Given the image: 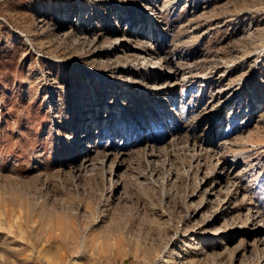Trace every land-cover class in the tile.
Returning a JSON list of instances; mask_svg holds the SVG:
<instances>
[{"label":"rangeland","instance_id":"rangeland-1","mask_svg":"<svg viewBox=\"0 0 264 264\" xmlns=\"http://www.w3.org/2000/svg\"><path fill=\"white\" fill-rule=\"evenodd\" d=\"M123 10L161 21L164 52L147 69L167 74L153 85L174 82L186 119L176 133L134 121L145 108L128 102L74 170L89 99L77 68L114 66L92 52ZM82 16L97 28L79 31ZM234 91L238 113L220 112ZM262 228L264 0H0V264H264Z\"/></svg>","mask_w":264,"mask_h":264},{"label":"bare ground","instance_id":"bare-ground-1","mask_svg":"<svg viewBox=\"0 0 264 264\" xmlns=\"http://www.w3.org/2000/svg\"><path fill=\"white\" fill-rule=\"evenodd\" d=\"M136 17L139 21H137ZM151 17L152 20H149L148 13L145 11H142L138 15H135L133 11L129 12L123 10L122 12H119L120 21L114 25V30L111 27L108 28L109 33H114L115 31L113 41H111V43L102 44L100 48L98 47L92 52V56L99 57L103 61L109 58V61L114 66L109 70L103 69L102 71H91L83 67L77 68V71L83 80L82 85L84 92L89 96V99L87 98L84 101L85 103L82 105L79 112L77 139H79L81 144L80 146L78 145V157L71 161V167L74 170L88 168L91 165L88 162L90 155L89 152L91 151L89 148L91 146V138L106 128L116 127L117 118L122 117L124 110L127 111L128 102L129 104H132L131 106L137 104L138 107L146 109L143 110L142 114H136L133 119L134 121L135 118L140 116L146 119V121L150 116H154L157 117L163 125L172 124V126L175 127L176 133L178 130L177 124H180V122H183L186 119L185 115H179L177 111L174 110V107H171L176 101L174 98V82L169 84L168 82L163 83L162 81L161 84H152L153 79L166 78L167 74H160L153 69H147L151 66L150 61L151 63H153L154 60L156 61V54L164 52L163 47L166 45L163 40L156 39L159 30L162 29H160L161 25H159V22L161 21L158 17ZM121 22L122 24L123 22H126L128 25L124 27L120 24ZM76 27L79 31L81 30L84 32L86 30L96 29L97 25L92 18L87 19L82 16L77 22ZM116 27L118 29L120 27L121 29H128L127 32L130 37H128V39L119 37L120 33H118V31L120 32L121 30L117 31ZM79 38L85 40L88 36L80 35ZM137 38L140 40H142V38L147 40L151 38L152 43L150 42V44L147 40H142V43L139 44L135 41ZM88 41L91 45L92 40L90 37L88 38ZM164 58L166 64H171L172 59L170 56L166 54ZM140 69L143 70L142 73L139 71ZM171 71L173 75L177 74L176 69ZM169 76H171V73ZM153 90L154 92H152ZM78 92L79 91H74V96L76 98L79 94ZM155 97L158 99V102ZM239 101L240 96L238 91L230 92L229 96L226 97L223 106H221L220 112L225 105H229L231 106L230 108H234L232 112L233 115H236V113H238L236 112L237 108L240 107H237ZM147 104H150L154 114L149 113ZM159 106H162L164 109ZM127 112H129V110ZM220 112L219 116L216 117L214 124H221L224 119V116H221ZM203 120L204 119H201V121ZM103 121L105 122V126H101V122ZM210 130L212 131L208 137V142H212L219 138V141H221L219 145L223 147L225 144V141H222L221 138L223 133L220 130H215L213 127ZM152 139V137H147L145 140L147 143H150ZM223 163L224 164H222L218 173L221 175L227 172L230 173V168L237 165V162L233 159L230 161L225 160ZM117 187L118 185L114 184L113 189H116ZM260 230H264V228Z\"/></svg>","mask_w":264,"mask_h":264}]
</instances>
